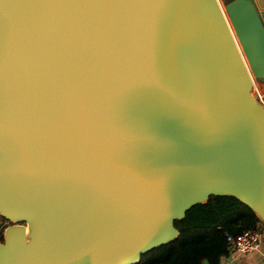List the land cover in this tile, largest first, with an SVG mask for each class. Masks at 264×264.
I'll return each instance as SVG.
<instances>
[{"label": "water", "instance_id": "water-1", "mask_svg": "<svg viewBox=\"0 0 264 264\" xmlns=\"http://www.w3.org/2000/svg\"><path fill=\"white\" fill-rule=\"evenodd\" d=\"M264 0H0V264H138L232 197L264 235Z\"/></svg>", "mask_w": 264, "mask_h": 264}, {"label": "trees", "instance_id": "trees-1", "mask_svg": "<svg viewBox=\"0 0 264 264\" xmlns=\"http://www.w3.org/2000/svg\"><path fill=\"white\" fill-rule=\"evenodd\" d=\"M175 227L179 238L144 255L138 264H221L232 254L228 236L262 231L252 210L232 197H211L187 212Z\"/></svg>", "mask_w": 264, "mask_h": 264}, {"label": "built area", "instance_id": "built-area-1", "mask_svg": "<svg viewBox=\"0 0 264 264\" xmlns=\"http://www.w3.org/2000/svg\"><path fill=\"white\" fill-rule=\"evenodd\" d=\"M255 96L264 105V95L259 92V89H256ZM10 225V222L6 220L0 224V239L4 230ZM227 241L232 248L233 254L250 255L260 253L264 249V235L260 229L248 230L237 238L228 236Z\"/></svg>", "mask_w": 264, "mask_h": 264}, {"label": "crops", "instance_id": "crops-1", "mask_svg": "<svg viewBox=\"0 0 264 264\" xmlns=\"http://www.w3.org/2000/svg\"><path fill=\"white\" fill-rule=\"evenodd\" d=\"M256 88L262 89L260 91H262V94L264 95L263 84L256 83ZM221 264H264V249L260 253L250 255H238L232 253L230 256L225 258Z\"/></svg>", "mask_w": 264, "mask_h": 264}, {"label": "rangeland", "instance_id": "rangeland-1", "mask_svg": "<svg viewBox=\"0 0 264 264\" xmlns=\"http://www.w3.org/2000/svg\"><path fill=\"white\" fill-rule=\"evenodd\" d=\"M258 86H259V85H258ZM258 89H259V92L262 93V91H260V90H262V89H260V88H258ZM2 222H4V220H3L2 218H0V224H1Z\"/></svg>", "mask_w": 264, "mask_h": 264}]
</instances>
